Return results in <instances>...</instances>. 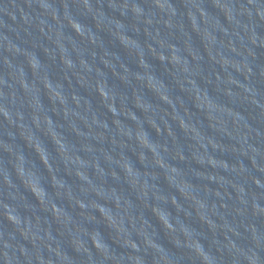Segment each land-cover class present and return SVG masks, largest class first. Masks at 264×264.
<instances>
[{
  "label": "water",
  "instance_id": "water-1",
  "mask_svg": "<svg viewBox=\"0 0 264 264\" xmlns=\"http://www.w3.org/2000/svg\"><path fill=\"white\" fill-rule=\"evenodd\" d=\"M0 264H264V0H0Z\"/></svg>",
  "mask_w": 264,
  "mask_h": 264
},
{
  "label": "clouds",
  "instance_id": "clouds-1",
  "mask_svg": "<svg viewBox=\"0 0 264 264\" xmlns=\"http://www.w3.org/2000/svg\"><path fill=\"white\" fill-rule=\"evenodd\" d=\"M249 2H251V0H249ZM257 15H259V13H257Z\"/></svg>",
  "mask_w": 264,
  "mask_h": 264
}]
</instances>
